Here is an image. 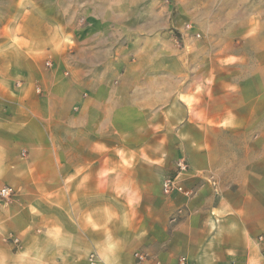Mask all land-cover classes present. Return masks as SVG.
<instances>
[{"label": "crops", "instance_id": "1", "mask_svg": "<svg viewBox=\"0 0 264 264\" xmlns=\"http://www.w3.org/2000/svg\"><path fill=\"white\" fill-rule=\"evenodd\" d=\"M38 4L41 13L24 15L12 37V66L25 75L31 72L29 81L11 91L14 97L0 96V102L12 108L0 120V187L16 190L0 207V264H88L91 255L97 264H136V252L147 255L142 264H177L181 256L189 264H264L257 243V237L264 236L261 150L254 159L223 154L215 160L218 146L209 143V160H201L200 174L194 172L182 183L192 195L173 193L165 202L168 212L181 208L180 220L168 235L162 230V240L153 242L138 235V225L124 227L111 203L117 201L116 194L106 191L107 182L121 179L107 175L120 159L107 158L106 150L121 145L107 140L106 134L113 121L131 116L150 99L127 80L134 69L124 66L115 33L104 32V20L88 15L81 29L73 31L72 4ZM57 23L65 33L58 31ZM69 30L72 50L65 36ZM6 41L2 25L1 47ZM33 52L46 53L51 67L35 62ZM109 72L117 86L109 85ZM59 125L66 126L64 144L53 143ZM123 231L133 234L122 240Z\"/></svg>", "mask_w": 264, "mask_h": 264}, {"label": "rangeland", "instance_id": "2", "mask_svg": "<svg viewBox=\"0 0 264 264\" xmlns=\"http://www.w3.org/2000/svg\"><path fill=\"white\" fill-rule=\"evenodd\" d=\"M39 1L0 0V27L7 37L6 45H0V96L14 97L16 84L29 81L31 72L25 75L12 66V37L24 15L41 13ZM56 1L74 6L73 31L81 29L88 15L104 20V32L115 33L124 66L134 69L127 80L150 99L109 126L107 140L121 147L106 150L107 158L120 159L107 175L121 179L107 182L106 191L115 192L117 201L111 203L125 228L138 225V235L161 241L162 230L168 235L180 220L181 208L165 210L171 194L161 189L165 178L179 174V165L185 166L181 184L192 173L199 175L201 160H209V143L218 146L215 160L223 154L254 159L258 150L264 158V0ZM57 26L65 33L61 23ZM68 32L72 50V30ZM33 57L47 68L46 53L33 52ZM108 74L109 85L117 86V78ZM78 92L84 96L82 88ZM11 109L0 102V120ZM65 127L56 128L54 144L65 143ZM184 189L189 194L183 196L192 195ZM131 234L123 231L122 240Z\"/></svg>", "mask_w": 264, "mask_h": 264}, {"label": "built area", "instance_id": "3", "mask_svg": "<svg viewBox=\"0 0 264 264\" xmlns=\"http://www.w3.org/2000/svg\"><path fill=\"white\" fill-rule=\"evenodd\" d=\"M44 67H51V62L49 59L45 60L44 62ZM17 87L21 86V83L18 82L16 84ZM35 92L37 94L41 93V88L39 86L35 87ZM180 172L178 175L174 176L173 178H165L162 181L161 184V189L162 191L167 194H173V193H178L182 195H188L189 192H187L183 185L181 184V179L179 178V175L184 171L185 166L184 165H179ZM214 186V192L217 193V187L215 183H213ZM16 193V190L10 186H1L0 187V207H3L7 205L12 198L14 197ZM11 242L15 245L18 244L17 239H12ZM257 243L261 246V252L264 254V236L260 235L257 237ZM133 258L135 260L136 264H142L147 260V255L141 252H136L133 254ZM98 259L95 257V255H91L88 259V264H97ZM177 264H189L186 257L181 256L177 260Z\"/></svg>", "mask_w": 264, "mask_h": 264}]
</instances>
